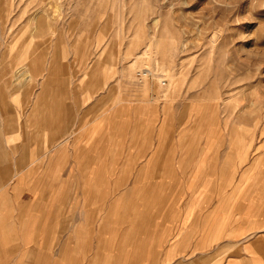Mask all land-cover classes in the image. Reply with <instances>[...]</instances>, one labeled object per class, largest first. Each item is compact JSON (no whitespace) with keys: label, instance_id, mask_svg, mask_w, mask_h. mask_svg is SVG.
<instances>
[{"label":"rangeland","instance_id":"obj_1","mask_svg":"<svg viewBox=\"0 0 264 264\" xmlns=\"http://www.w3.org/2000/svg\"><path fill=\"white\" fill-rule=\"evenodd\" d=\"M138 105L155 108L149 123ZM140 133L155 134L153 148L240 166L230 193L251 182L245 200L264 213V0H0L8 180L68 166L104 135L110 155L129 150Z\"/></svg>","mask_w":264,"mask_h":264},{"label":"crops","instance_id":"obj_2","mask_svg":"<svg viewBox=\"0 0 264 264\" xmlns=\"http://www.w3.org/2000/svg\"><path fill=\"white\" fill-rule=\"evenodd\" d=\"M138 109L149 123L155 108ZM154 135L114 155L104 135L99 148L72 151L68 166H27L22 183L0 166V264H264V213L245 200L252 183L230 193L242 168L153 148Z\"/></svg>","mask_w":264,"mask_h":264},{"label":"built area","instance_id":"obj_3","mask_svg":"<svg viewBox=\"0 0 264 264\" xmlns=\"http://www.w3.org/2000/svg\"><path fill=\"white\" fill-rule=\"evenodd\" d=\"M138 75H141L142 77H146L149 75V73L147 71H143L141 73H138ZM164 84H165V81L162 82V85H164Z\"/></svg>","mask_w":264,"mask_h":264}]
</instances>
